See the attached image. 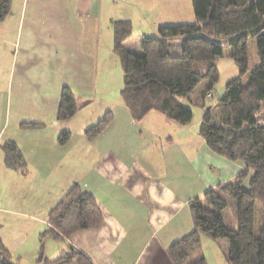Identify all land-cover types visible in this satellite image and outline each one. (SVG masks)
Segmentation results:
<instances>
[{
    "label": "crops",
    "instance_id": "crops-1",
    "mask_svg": "<svg viewBox=\"0 0 264 264\" xmlns=\"http://www.w3.org/2000/svg\"><path fill=\"white\" fill-rule=\"evenodd\" d=\"M161 1L166 5L175 0ZM101 3L102 0H12L9 15L0 23L2 31L10 36L6 42L8 57L0 61V148L5 142H14L26 162L24 172L9 170L3 164L1 151L0 173L8 178V197L5 202L0 196V240L20 264H36L38 236L48 227V212L73 184L95 199L103 222L100 228L78 231L64 242L46 240L44 255L50 261L70 246L92 264H171L167 248L193 230L191 213L190 223L186 215L177 220L184 203L168 189L153 182L143 183L105 149L95 153L94 143L103 133L89 140L85 131L100 114L87 115L93 120L86 117L79 121L80 128L76 127L77 114L96 99ZM64 88L72 92L77 111L70 120L58 122L55 116ZM102 88L106 91L109 85ZM117 106L127 115L121 104ZM7 111L12 112L17 124L12 133L5 135ZM86 114L88 111L82 115ZM147 117L156 122L157 128L175 124L155 113ZM29 123L41 126L21 127ZM107 129L109 126L104 131ZM64 131L70 133V138L60 145L57 140ZM200 155L202 171L209 178L204 183L205 191L230 181L242 170L211 152L205 142ZM1 178L5 177L0 175ZM92 187L95 190L89 192ZM8 202L16 206L3 204ZM20 202L22 209L17 205ZM28 207L32 209L27 212Z\"/></svg>",
    "mask_w": 264,
    "mask_h": 264
},
{
    "label": "trees",
    "instance_id": "trees-1",
    "mask_svg": "<svg viewBox=\"0 0 264 264\" xmlns=\"http://www.w3.org/2000/svg\"><path fill=\"white\" fill-rule=\"evenodd\" d=\"M11 3L12 0H0V23L9 15ZM191 3L195 22L159 26L157 37L141 40L142 55L124 45L133 31L131 23L112 22L113 52L123 76L120 99L136 123L156 113L177 125H186L193 114L183 100L204 84L196 99L204 109L199 135L211 152L238 164L242 171L233 180L206 191L202 199L190 202L193 230L170 245L167 256L171 264H207L204 257L196 254L201 236L205 235L214 241H227V264H264V0ZM250 38L258 63L249 69ZM172 46H177L178 51ZM224 49L239 75L226 84L214 106L205 107V99L212 97L218 81L214 62ZM200 63L207 65L204 71L198 69ZM76 111L72 92L62 89L56 120L68 121ZM111 119L107 113L85 131V137L97 138ZM40 126L21 124L23 129ZM69 138L70 133L64 131L57 141L64 145ZM0 149L7 169L25 171V159L14 142H5ZM102 222L103 214L95 199L73 184L48 212V227L40 234L36 264H92L70 246L53 261L45 258L43 248L46 240L64 242L78 231L100 228ZM0 264H19L1 240Z\"/></svg>",
    "mask_w": 264,
    "mask_h": 264
},
{
    "label": "rangeland",
    "instance_id": "rangeland-1",
    "mask_svg": "<svg viewBox=\"0 0 264 264\" xmlns=\"http://www.w3.org/2000/svg\"><path fill=\"white\" fill-rule=\"evenodd\" d=\"M101 10L96 99L93 100L89 108H84L82 113L77 114L74 119L78 123L76 127H79V121H84L86 117L100 114L98 120L88 126L86 129L88 130L90 127L97 125L107 113H110L112 119L108 125L109 129L104 131L99 137L100 139L97 138L95 141V153L98 149V152L105 149L120 159L130 173H136L143 183L153 182L162 189H168L175 198L184 203V207L177 214V220H181L186 215L190 223L189 204L195 199L203 198L206 192L204 183H207V179H209L202 171L203 161L200 155V147L204 145V141L199 135V129L204 109L196 102L204 84L199 85L189 99L183 100L185 107L190 109L193 114L188 124H174L165 126V128H157L156 122L151 117L136 123L131 119L128 111L125 115L123 114L124 109L117 106L122 105L120 91L123 87V76L120 61L113 52L111 24L115 21H129L133 31L124 45L127 50L142 55L141 40L144 37H157L159 26L193 24L195 22L191 0H175L174 2H168L166 5L161 0H102ZM9 38L10 36L6 35L0 27V61L2 62H5V58L8 57L9 48L6 42ZM213 41L220 43L215 39ZM171 49L178 51L177 46H172ZM248 63L249 69L258 63L256 48L251 38L248 40ZM214 64L218 71V81L214 86L212 97L205 99V107L214 106L212 105L213 102H217L222 96L226 84L239 75L227 49H224L223 55ZM198 65L199 68H197L203 71L207 66L202 63ZM100 76L103 77L104 81ZM105 81L109 85L106 91L102 88L108 86ZM86 111H88V114L82 115ZM14 118L12 112L7 111L5 119L8 128L5 135L10 133L17 124L14 122ZM117 139H122V142L117 141ZM0 156H2L1 150ZM0 175L5 177L0 180V186L3 188L0 191V196L3 201L7 202L8 180L6 179L8 178L4 174L0 173ZM82 176V173H80L79 179H82ZM88 179H85V182ZM91 182H93L92 179ZM9 186H11V183ZM66 187L63 190L67 189ZM94 190L95 187H92L89 192ZM99 195L103 199L107 198L105 195ZM3 204L16 206L14 202ZM17 205L19 208H23L22 202ZM7 206L4 207L7 208ZM31 209L32 207H28L26 211H31ZM113 213L114 215L117 214L116 212ZM256 227L258 229L259 225L257 224ZM39 240L40 235L38 236V245H40ZM226 248L227 241H214L203 235L196 254L204 257L207 264H227L225 261ZM16 259L14 258V260Z\"/></svg>",
    "mask_w": 264,
    "mask_h": 264
}]
</instances>
